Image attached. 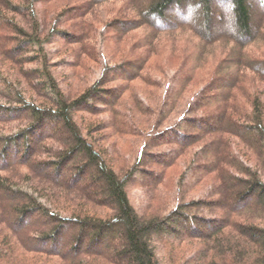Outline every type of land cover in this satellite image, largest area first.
<instances>
[{
	"label": "trees",
	"instance_id": "obj_1",
	"mask_svg": "<svg viewBox=\"0 0 264 264\" xmlns=\"http://www.w3.org/2000/svg\"><path fill=\"white\" fill-rule=\"evenodd\" d=\"M21 1L23 4L17 6L14 0H0V97L12 98L11 103L0 105V113H27L26 126L21 130L13 135L0 134V192L9 191L15 198L6 205L0 202V218L11 214L12 221L18 222H11L13 229L19 228L25 218L38 217L47 224L43 228L21 227L16 233L6 222H0V263L42 264L34 258L40 254L36 251H42L36 247L50 243V248L43 249L50 253L63 229H72L75 238L69 249L53 255L61 260L60 264H119L117 256L122 259L126 255L130 256L131 264H264V59L247 51L256 44L264 48V0H90L96 4L121 3L112 22L104 24L103 33L81 17L85 7H66L48 24L46 9L38 12L35 8L45 6L48 0ZM214 1L221 4L215 6ZM250 3L261 10L254 21ZM222 4L230 6L237 37L224 31L215 32L227 17ZM195 7L202 10L201 31L196 19L186 15ZM172 8L179 15L173 20L167 17ZM1 9L24 19L28 29L8 18ZM65 25L69 26L67 30L60 29ZM178 32L195 41L194 52L171 42L165 46V39L172 40ZM130 38L136 42L125 55L113 53L110 60L104 57L105 51ZM51 45L59 49L72 47L67 58L74 61L71 65L65 61L62 64L74 74L79 69H89L87 61L100 62L103 68L100 82L72 99L66 98L50 72L46 48ZM217 49L221 51L218 63L209 73L206 85L177 120L168 124L166 120L186 85L196 80L195 71L201 58L215 55ZM195 53L196 61L190 62ZM163 55H166L164 62L160 59ZM113 59L118 65H107ZM175 61L180 65L170 79L173 86L169 89L177 81L179 84L170 97L164 98L163 106L153 112L155 125L143 135L134 164L117 174L106 159V152L88 135H83L77 114H109L107 127L115 134H137L140 128L133 118L117 110L123 95L133 90L131 84L136 80L153 86L150 69L156 67L164 75ZM7 65L17 66L18 72L14 74L9 69L4 72ZM28 65L38 67L25 72L23 68ZM24 76L27 83L37 80L32 87L44 95L42 103L25 99L20 89ZM115 82H120V86L109 87ZM136 108L142 113L139 104ZM48 124L59 125L69 140L47 133ZM230 138L237 140L255 159L257 167L251 168L243 161ZM19 142L24 145L15 156L10 149H16ZM161 147L175 149L160 152ZM195 147L197 150L190 153L187 171L177 185L181 188L188 180V186H195L212 175L218 181L212 190V197L217 199L181 200L165 217L138 215L128 198L129 189L148 191L169 185L167 169ZM146 149L152 150L145 152ZM144 156L154 160L148 168L141 166L145 163ZM81 160L85 163H80ZM151 165L162 171H153ZM38 168L50 170L53 179L59 174L64 176L60 182L53 179L49 182L34 172ZM91 171L96 174L95 179L79 184ZM145 177L154 180V185L140 182ZM31 179L38 182L33 184ZM131 180L137 184H130ZM94 183L104 187L114 212L111 217L102 218L93 211L92 207L100 208L105 203L88 189ZM231 187L236 191L232 198L228 196ZM70 192L75 195L72 199L68 196ZM252 199L255 202L249 204ZM209 207H213L214 215L202 216ZM178 219L186 223L193 239L175 235L169 225L179 224ZM199 225L211 232L202 233ZM168 229L172 234L167 233ZM170 238L171 242L166 241ZM110 240L121 246L114 254L115 260L106 250L100 252ZM83 241L86 252L89 253L88 249L97 252L81 253Z\"/></svg>",
	"mask_w": 264,
	"mask_h": 264
},
{
	"label": "rangeland",
	"instance_id": "obj_2",
	"mask_svg": "<svg viewBox=\"0 0 264 264\" xmlns=\"http://www.w3.org/2000/svg\"><path fill=\"white\" fill-rule=\"evenodd\" d=\"M47 1V0H46ZM45 1V3H46ZM124 1V0H122ZM192 0H189V2ZM95 2V1H94ZM90 0H48L47 4L45 6L37 5L35 8L38 12L42 10V8L45 10L46 9V19L47 23L52 22L50 21L52 18H56L61 14V11L64 10V8H70V7H78L82 8L85 7L83 11H81L83 19H87L90 21L91 24L94 25V28L97 29V31L103 33V26L104 24L108 23L110 24L112 22V19L115 18V15L121 7V3H108V4H96ZM14 3L19 6L23 4V1L21 0H14ZM220 2L214 1V5H220ZM251 6L253 7V21L261 13V10L259 7H254L252 3H250ZM48 7V8H47ZM222 12H224L227 17L225 19V22L220 25L219 27L216 28L215 32L218 34L222 31H224L226 34H229L232 37H237V29L231 22V9L229 4H222ZM43 10V11H44ZM1 11L7 15L8 18H14L16 22L20 25L23 26V28L26 30L28 29V26H26L24 19L15 16L11 13L5 12V10L1 9ZM80 13V11H79ZM187 17L194 18L196 19V26L198 30L201 31L203 28V22H202V10L200 7H195L194 9H191L189 13H187ZM178 13L176 8H172L170 11V14H168L169 19H175L178 17ZM48 23V24H49ZM59 25V24H58ZM1 27V25H0ZM68 25L62 26L60 29H68ZM253 31H254V26H253ZM180 32L176 33L172 40L169 41V37H167L166 40V45H170L169 42L174 43L175 46L177 47H185V50L188 52H194V49L192 46H194L195 41L192 40L187 34L186 35H179ZM104 36V34H103ZM20 39V38H19ZM133 40L135 39H128L124 41L122 44L116 46L115 48L111 50H107L104 52L105 56L107 59L111 57L113 53H117L119 56L125 55L127 52L128 48L135 43ZM67 48V49H66ZM66 48H60L55 45L48 46L46 48V51L48 52V60H49V65H50V72L52 73L53 77L55 80L58 82V86L61 89V91L64 93V96L66 98L72 99L76 96H78L80 93L84 92L85 90H88L92 85L99 83L101 74H102V64L100 62H93V61H87V66L89 69H79L77 74H74L72 69L66 68L65 65H63V61L65 63H68L67 65H71V63L74 61L71 57L67 58L69 53L72 51V47L68 46ZM218 48V47H216ZM220 50L217 49V51L214 53L215 55H210L206 54L203 58H201L199 62V69L195 71V78L196 80H192L189 82L184 90V93L181 95V97L177 100L174 110L172 113L169 114V117L167 118L166 122L168 123H173L177 120L178 115L184 111L189 104L193 101L195 96L199 94L201 89L206 85L207 83V78L209 73L216 68V65L218 63V59L220 55ZM251 55L258 57V58H263L264 59V48L260 44H256L252 47H249L247 49ZM210 53H213L212 51L209 50ZM196 53L192 58L189 60L190 62L196 61ZM106 59V58H105ZM161 61L164 62L166 60V55H163L160 57ZM110 60V59H109ZM168 62V61H167ZM107 65H115L117 66V60L113 59L112 62H107ZM153 60L150 61V65H152ZM180 63L178 61H175L170 64L169 70L167 71L164 75H160L158 73V69L155 67L153 70L150 69L151 71V78L150 80L152 81L153 86H148L147 84L136 80L131 84V89L133 88L132 91L126 92L123 95V102L121 101L120 105L117 107V110L121 111L124 115L127 114L129 115L130 119L131 117L133 118L136 127L140 128V130L134 134L131 135H117L114 133V130L111 128L107 127V124L110 120L109 114L105 113H97L92 115L90 114H77L76 121L78 124L81 123L83 135H88L96 144H98V147L100 149L104 150L106 152V159L110 161L112 164L111 166L115 170V172L119 175L122 174L123 168L126 166L130 165L131 163L134 164L135 162V156L138 152V149L140 146L143 144V135L148 134L147 132L150 133L152 131L155 123V117H153V112H156L159 107L163 106V101L164 98L170 97L174 89L176 88L177 83L175 84L174 88L169 89V86L171 85L172 82H170V79L173 77V74L177 71ZM9 65H7L4 69V72H6L7 69L12 70L14 74H16L17 71V66H11L8 68ZM38 67L37 65H28L24 66V71L28 72L32 69H35ZM150 68H152L150 66ZM8 71V70H7ZM11 75V73H10ZM39 76V75H38ZM184 76V74H182ZM23 77V76H22ZM21 77V78H22ZM20 79V77H19ZM32 79V78H31ZM21 83V91L24 92L25 94V99L28 101H35L37 104L42 103V100L44 99V95L42 96L41 94L38 93V90H36L33 85H35L37 80L32 79L30 83H27L26 77L20 79ZM181 81V79H180ZM110 85V84H109ZM107 85V86H109ZM120 86V82H115L114 84H111L109 87H117ZM173 85H171L172 87ZM169 92V94H167ZM9 101L11 103L12 98L9 96H1L0 97V105H4L5 103H8ZM141 110L142 113L137 111L136 106H138ZM5 106V105H4ZM148 110L151 111V114L147 113ZM26 112L20 113V115H15V114H6L5 112L0 113V134H9L13 135L17 133L16 130H21L22 127L26 126ZM166 122L163 123V127L166 125ZM168 123V124H169ZM132 124V123H131ZM49 125V130L47 133H53V134H58L64 138L65 140H69L66 136L67 134L64 132V130L58 125L54 124H48ZM133 126V125H132ZM134 127L135 129H137ZM162 127V128H163ZM138 130V129H137ZM88 133L90 134H87ZM232 143L234 144V149L239 152L240 156L242 157L243 161L246 162L247 165H249L251 168L257 167V163L255 159L247 152L243 150V147L238 143L237 140L230 138ZM23 143L19 142L18 147L16 149H10V152L15 151L14 154L15 156H18L22 148L21 146ZM16 145H14L15 147ZM175 149L174 147L170 148H159L158 150L160 152L166 151V149ZM262 148V147H261ZM152 149H146V151H150ZM157 150V151H158ZM197 148H192L189 150V154H187L185 157L179 158L178 162L171 168L167 169L166 171V176L167 178L170 179V182L168 183L169 185L165 187H157L156 189H149L148 191L145 190H140L137 188L129 189V192L127 193L128 198L132 204V206L135 208L136 212L138 215L145 216V217H165L170 211L177 206L179 203H181V200L184 202H197L198 200H206L208 201H214L217 198L212 199V190L213 186H217V179L216 177L210 175L207 178H205L202 182L195 186H188V180H185L186 183L183 184V186L180 188L178 187L177 183L180 180L181 176L183 177L184 173L187 171L188 163L190 161V153L192 154L195 152ZM264 151V150H263ZM9 152V151H8ZM11 154V153H10ZM144 161L143 164L141 165L143 168H148L146 167L149 163H153L154 160H151L150 158H147L144 156ZM80 163H85L84 160L79 161ZM149 168H152V170L160 172L162 169L159 166H150ZM34 172L40 176H44V179L47 181H52V172L48 169H43V168H38L34 169ZM63 174H59L55 176L56 178L53 180H57L60 182L61 178L63 177ZM264 176V172H263ZM96 177V174L91 171L89 175L87 176L86 179L79 181V184L81 183H86L90 180H94ZM241 177V176H240ZM183 179V178H181ZM139 180V179H136ZM136 180H131L130 184L134 185L135 183L137 184ZM31 183H37V179H31ZM140 182L146 183L148 186L154 185V180H151L148 177L142 178ZM42 183V182H41ZM78 183V182H77ZM42 186V185H41ZM91 193L95 194L105 202L102 207L100 208H93V211L95 212L96 215L102 217V218H107L111 217L113 215L112 211V205L110 202V199L106 195L105 189L102 185L99 183H94L92 186L88 188ZM59 192V191H58ZM234 187H231L228 192V196L232 198V194L235 193ZM72 193V194H70ZM68 193V196L70 199L73 198L74 193L70 192ZM73 195V196H72ZM212 199V200H211ZM14 195L10 194L9 191H1L0 192V202L5 203V205L9 201H14ZM180 200V201H178ZM178 201V203H176ZM255 202L254 199L249 200V204H253ZM209 204V203H208ZM211 205V204H209ZM213 207L215 205H212ZM97 207V206H96ZM213 207H209L210 210L205 211L202 214V216L206 217L207 214H212L214 215L215 212H212ZM8 216H5L3 218H0V222H6V225L10 228L13 229V223H18L17 221L15 222L12 221L13 216L11 214H7ZM14 219H16L14 217ZM180 221V219H178ZM13 222V223H11ZM47 223L44 222V219L38 218V217H33V218H25L20 221V227L13 229L14 232L18 233L20 231L21 227H26L30 225H35L38 227H45ZM174 231H176L175 235H181V236H194L192 233L189 232V227L184 224V222L181 220L179 224H171L169 225ZM171 229V230H172ZM200 231L202 233H208L211 232L207 230L205 227L202 225H199ZM169 230V229H168ZM172 231H167L168 234H172ZM88 234V232H86ZM85 233V234H86ZM56 241V246L51 249L50 253L45 252L43 249L50 248V243H42L39 244L38 247L42 251H36L40 252V254H37L34 256L35 259H38L42 262V264H60V259L56 256L53 255H60L64 252H66L69 249V245L71 244L72 240L75 238V233L74 230L70 229H63V231L59 234ZM112 239V238H111ZM193 239V238H191ZM166 241L171 242L172 239H167ZM194 241V240H193ZM115 242H112L110 240L106 247L102 249L100 252H107L111 259L116 258L114 254L117 253L116 250H119L121 246ZM160 242V241H158ZM83 241V246L81 249V253L84 252V254H90L92 252H97L96 250H89V253L86 252L87 247H85ZM37 244V245H38ZM162 247V246H161ZM62 252V253H61ZM188 253L190 252L189 250L187 251ZM43 253V254H41ZM49 254V255H48ZM94 254V253H92ZM98 257H101V255H97ZM190 256V254L188 255ZM118 260H120L119 264H131V258L129 255L124 256L122 259L117 256ZM115 260V259H114ZM1 264V263H0Z\"/></svg>",
	"mask_w": 264,
	"mask_h": 264
}]
</instances>
